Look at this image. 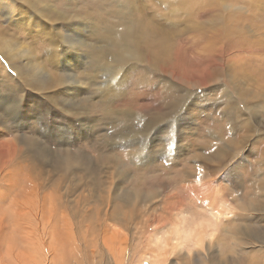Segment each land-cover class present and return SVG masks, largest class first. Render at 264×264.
I'll return each instance as SVG.
<instances>
[{
    "label": "rangeland",
    "instance_id": "obj_1",
    "mask_svg": "<svg viewBox=\"0 0 264 264\" xmlns=\"http://www.w3.org/2000/svg\"><path fill=\"white\" fill-rule=\"evenodd\" d=\"M189 2L0 0V264H264V0Z\"/></svg>",
    "mask_w": 264,
    "mask_h": 264
},
{
    "label": "bare ground",
    "instance_id": "obj_2",
    "mask_svg": "<svg viewBox=\"0 0 264 264\" xmlns=\"http://www.w3.org/2000/svg\"><path fill=\"white\" fill-rule=\"evenodd\" d=\"M189 1H191V2H189V3H193V5H194V0H189ZM187 2H188V1H187ZM184 5H185V4H184ZM195 5H196V4H195ZM197 5H198V4H197ZM197 5H196V6H197ZM185 6H186V5H185ZM201 13H202V12H201ZM128 16H129V15H128ZM124 18H125V17H124ZM131 24H132V23H131ZM124 27H125V26H124ZM137 29H138V28H137ZM132 31H133V29H132V26H131V28L126 29V30L122 33L121 36H125V35L131 34V33L133 34ZM119 32H120V31H119ZM208 34H209V33H208ZM121 36L118 35V37H121ZM135 36H136V35H135ZM138 36H139V35H138ZM144 39H145V38H144ZM130 40H131V39H130ZM138 40H139V39H138ZM7 45H8V44H7ZM141 47H142V46H141ZM160 48H161V47H160ZM191 54H192V53H191ZM165 69H166V68H165ZM173 75H174V74H173ZM176 77H177V75H176ZM183 81L186 82V81H188V80H187V79H186V80L183 79ZM6 126H7V125H6ZM8 146H9V145H8ZM11 147H12V146H11ZM0 148H1V147H0ZM2 149H3V148H2ZM0 154H1V152H0ZM16 159H17V158H16ZM33 175H34V174H33ZM42 177H43V176H42ZM35 179H36V178H34V180H35ZM32 180H33V179H32ZM34 189H35V188H34ZM25 195H26V194H25ZM24 201H25V200H24ZM37 202H38V201H37ZM13 204H14V203H13ZM27 204H28V203H27ZM221 207H225V206H221ZM13 208H14V206H13ZM46 208H47V207H46ZM225 210H226V209H225ZM209 211H210V210H209ZM223 211H224V210H223ZM217 213H218V212H217ZM223 213H224V212H223ZM225 213H226V212H225ZM227 213H228V212H227ZM227 213H226V214H227ZM46 214H47L46 216H48V213H46ZM218 214H219V213H218ZM220 214H221V213H220ZM215 217H216V216H215ZM30 219H31V218H30ZM46 220H48V219H46ZM16 225H17V224H16ZM19 225H20V224H19ZM33 225H34V224H33ZM38 225H39V224H38ZM29 226H30V224H29ZM177 226H178V225H177ZM6 228H7V227H6ZM199 228H200V227H199ZM174 229H176V228H174ZM64 231H65V230H64ZM36 232H37V231H36ZM191 232H192V231H191ZM173 233H174V231H173ZM188 233H189V232H188ZM183 234H185V233H183ZM192 234H193V233H192ZM195 234H197V232H196ZM195 234H194V235H195ZM194 235H193V236H194ZM48 237H49V236H48ZM71 237H72V236H71ZM185 237H186V236H185ZM202 238H203V237H202ZM36 239H37V238H36ZM188 239H189V238H188ZM191 239H192V237H191ZM65 240H66V239H65ZM204 240H205V239H204ZM36 241H37V240H36ZM207 241H208V239H207ZM211 241H212V240H210V243H211ZM32 242H33V241H32ZM63 242H64V241H63ZM212 242H213V241H212ZM47 243H48V242H47ZM23 244H24V243H23ZM64 244H65V243H64ZM69 244H70V243H69ZM211 244H212V243H211ZM52 245H53V244H52ZM52 245H51V246H52ZM67 245H68V244H67ZM198 245H199V244H198ZM200 245H201V244H200ZM205 245H206V243H205ZM205 245H204V246H205ZM207 245H208V244H207ZM53 246H54V245H53ZM53 246H52V247H53ZM60 246H61V245H60ZM204 246H203V247H204ZM209 246H211V245H209ZM176 247H177V245H176ZM198 248H199V247H198ZM29 249H30V248H29ZM40 252H41V251H40ZM48 252H49V251H48ZM201 252H202V251H201ZM201 252H200V257H202V256L204 257V255L201 256ZM198 256H199V255H198ZM57 257H58V256H57ZM75 258H76V257H75ZM37 259H38V258H37ZM56 259H57V258H56ZM202 259H204V258H202ZM46 260H47V259H46ZM62 260H63V259H62ZM72 260H73V259H72ZM156 260H157V259H156ZM204 260H205V259H204ZM48 261H49V260H48ZM48 261H47V262H48ZM76 261H77V260H76ZM41 262H42V261H41ZM152 262H153V261H152ZM30 263H31V262H30ZM31 264H32V263H31ZM46 264H47V263H46ZM61 264H63V263H61Z\"/></svg>",
    "mask_w": 264,
    "mask_h": 264
}]
</instances>
